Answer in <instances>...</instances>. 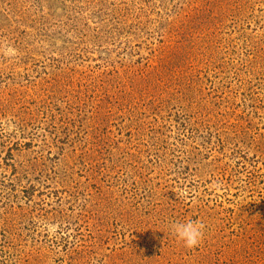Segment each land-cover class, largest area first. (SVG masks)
<instances>
[{"label": "rangeland", "instance_id": "374dc122", "mask_svg": "<svg viewBox=\"0 0 264 264\" xmlns=\"http://www.w3.org/2000/svg\"><path fill=\"white\" fill-rule=\"evenodd\" d=\"M0 264H264V0H0Z\"/></svg>", "mask_w": 264, "mask_h": 264}, {"label": "clouds", "instance_id": "9594fccd", "mask_svg": "<svg viewBox=\"0 0 264 264\" xmlns=\"http://www.w3.org/2000/svg\"><path fill=\"white\" fill-rule=\"evenodd\" d=\"M202 229L203 225L194 221L176 222L171 225L172 234L187 248L198 246L203 235Z\"/></svg>", "mask_w": 264, "mask_h": 264}]
</instances>
